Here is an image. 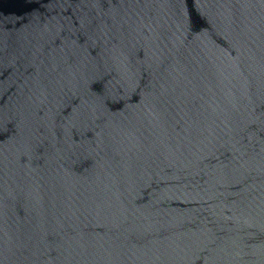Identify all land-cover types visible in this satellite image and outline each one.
Masks as SVG:
<instances>
[{
	"label": "water",
	"instance_id": "obj_1",
	"mask_svg": "<svg viewBox=\"0 0 264 264\" xmlns=\"http://www.w3.org/2000/svg\"><path fill=\"white\" fill-rule=\"evenodd\" d=\"M0 264H264V0H0Z\"/></svg>",
	"mask_w": 264,
	"mask_h": 264
}]
</instances>
